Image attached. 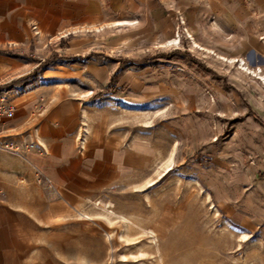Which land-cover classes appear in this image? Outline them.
<instances>
[{
  "label": "rangeland",
  "instance_id": "rangeland-1",
  "mask_svg": "<svg viewBox=\"0 0 264 264\" xmlns=\"http://www.w3.org/2000/svg\"><path fill=\"white\" fill-rule=\"evenodd\" d=\"M221 1L223 15L163 5L85 28L83 55L117 67L86 93L152 159L86 203L52 264H264V0ZM170 21L158 40L152 27L162 36ZM62 36L30 58L81 56L68 50L77 35Z\"/></svg>",
  "mask_w": 264,
  "mask_h": 264
},
{
  "label": "crops",
  "instance_id": "crops-1",
  "mask_svg": "<svg viewBox=\"0 0 264 264\" xmlns=\"http://www.w3.org/2000/svg\"><path fill=\"white\" fill-rule=\"evenodd\" d=\"M203 2L201 7L197 0H0V85L21 89L29 84L11 97L15 114L4 127L30 131L41 145L21 156L0 152V264H52L47 250L62 241L63 230L86 203L152 159L148 147L136 145L111 124L107 101L86 93L117 67L109 71L92 59L93 53L83 55L79 40L85 28L121 27L130 14L142 12L160 16L163 5L167 11L186 10L189 20L199 12H226L221 0ZM159 26L152 27L158 40L173 33L171 21L162 36ZM247 27V36H253ZM64 33L77 35L68 50L81 56L40 66L30 58L34 49L42 51V45Z\"/></svg>",
  "mask_w": 264,
  "mask_h": 264
},
{
  "label": "built area",
  "instance_id": "built-area-1",
  "mask_svg": "<svg viewBox=\"0 0 264 264\" xmlns=\"http://www.w3.org/2000/svg\"><path fill=\"white\" fill-rule=\"evenodd\" d=\"M28 85L22 86L21 89L12 87L4 88L0 85V152L21 156L27 151L37 149L38 146H41L39 142L33 139L32 132L24 131L22 133H14L12 131L13 129L4 127V122L12 118L15 114L11 97L17 93H21Z\"/></svg>",
  "mask_w": 264,
  "mask_h": 264
},
{
  "label": "bare ground",
  "instance_id": "bare-ground-1",
  "mask_svg": "<svg viewBox=\"0 0 264 264\" xmlns=\"http://www.w3.org/2000/svg\"><path fill=\"white\" fill-rule=\"evenodd\" d=\"M194 45H195V47L196 48H199V49H202V50H204L203 48H200L195 42H194ZM209 51V50H208ZM225 58V57H224ZM222 60V59H221ZM229 62H230V60H229ZM233 62V61H232ZM245 65V64H244Z\"/></svg>",
  "mask_w": 264,
  "mask_h": 264
},
{
  "label": "trees",
  "instance_id": "trees-1",
  "mask_svg": "<svg viewBox=\"0 0 264 264\" xmlns=\"http://www.w3.org/2000/svg\"><path fill=\"white\" fill-rule=\"evenodd\" d=\"M110 88V87H109Z\"/></svg>",
  "mask_w": 264,
  "mask_h": 264
}]
</instances>
